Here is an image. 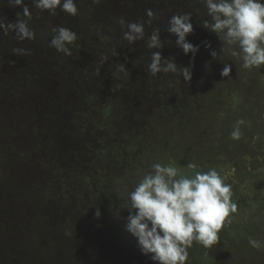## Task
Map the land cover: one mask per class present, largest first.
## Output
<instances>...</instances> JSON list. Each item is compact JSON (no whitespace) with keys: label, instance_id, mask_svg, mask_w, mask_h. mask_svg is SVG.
Here are the masks:
<instances>
[{"label":"rangeland","instance_id":"obj_1","mask_svg":"<svg viewBox=\"0 0 264 264\" xmlns=\"http://www.w3.org/2000/svg\"><path fill=\"white\" fill-rule=\"evenodd\" d=\"M176 1L181 2V14L192 16L194 32L187 39L199 45L195 57L176 46L177 37L166 31L167 26L159 28L163 48L149 49L146 40L157 28L156 17L144 14L149 22L144 40L128 43L121 18H114L109 31L116 44L107 57H99L84 45L87 35L70 24L88 11L93 0H75V17L59 9L49 15L25 0L31 9L27 22L36 33L31 41L18 42L14 32L4 34L0 29V253L40 257L39 264L49 263V258L56 259L53 264H158L139 251L136 239L125 230L127 193L154 162L188 174L184 167L192 162L197 171L215 168L232 185L237 212L220 231L217 245L205 249L193 244L188 264H264V248L257 250L248 243L249 238L264 241V161L251 153L253 147L257 150L254 118L250 122L246 115H236L238 109L228 115L232 90L250 104L251 116L258 115L264 106L262 66L246 70L226 49V64L231 66L221 84L226 93H208L223 70L217 55L211 56L220 39L203 26L211 18L199 0ZM142 15L124 19L141 22ZM0 19L14 23L27 18L22 7L0 0ZM52 25L77 34L69 46L71 56L49 52ZM13 48L29 54L16 55ZM153 51L174 58L180 68L190 67L191 81L179 72L149 75ZM91 53L99 60H90ZM33 92L37 100L42 98L41 106L29 103ZM205 97H211L208 106L202 105ZM237 121H242V137L233 140L230 134ZM105 130L118 135L110 146L102 147L98 132ZM239 148L246 152L236 158ZM101 157L106 170L114 173L98 170ZM31 163L37 166L29 167ZM64 167L71 173L58 176L57 168Z\"/></svg>","mask_w":264,"mask_h":264},{"label":"clouds","instance_id":"obj_2","mask_svg":"<svg viewBox=\"0 0 264 264\" xmlns=\"http://www.w3.org/2000/svg\"><path fill=\"white\" fill-rule=\"evenodd\" d=\"M207 9L211 22L204 21L203 26L216 33L218 38L227 46L232 57L242 61L246 70L264 66V0H199ZM98 4L100 0H93ZM11 7H22L23 15L27 19L16 22H6L0 19V29L4 34L14 32L18 42L34 40L36 33L31 29L27 20L31 19V9L25 0H8ZM33 7L46 11L49 15H56L57 9L73 17L78 14L75 0H32ZM149 17L154 13L146 11ZM191 14L172 15L166 31L174 34L176 46L184 54L193 57L199 51V45L188 41L189 34L194 32ZM123 32V39L133 44L145 39L144 24L128 22L124 18L119 20ZM52 38L49 47L65 55L71 56L70 45L77 39V34L69 28L52 25ZM211 48L209 42H204ZM149 49H162L160 29L154 28L146 40ZM16 55L25 56L29 50L13 48ZM118 55V53H114ZM216 51L211 52L215 58ZM10 64L14 62L10 61ZM121 71H125L124 64H120ZM147 72L151 76L159 73H177L184 80L190 82L192 71L190 67L180 68L174 58H163L160 51L151 53V61L147 65ZM231 66L225 64L221 75L229 77ZM99 74V69H97ZM231 132L233 140L242 137L240 124ZM195 163H188L186 167L190 174L171 164L154 162L151 170L136 183L134 190L127 193L129 215L125 230L137 241L139 251L158 264H188L189 249L198 243L205 249H211L220 240L219 233L225 223H231V217L237 212V204L233 202L232 185L225 183L223 177L215 168L207 171H197ZM96 216H100L99 210ZM249 245L257 250L264 248V241L249 238Z\"/></svg>","mask_w":264,"mask_h":264},{"label":"trees","instance_id":"obj_3","mask_svg":"<svg viewBox=\"0 0 264 264\" xmlns=\"http://www.w3.org/2000/svg\"><path fill=\"white\" fill-rule=\"evenodd\" d=\"M180 4L181 2L176 0H100V3L98 4L93 3L92 6L89 7L86 13L84 14L82 13L79 17H76V19L73 22L71 21L70 24L73 25L74 29L79 28L78 31H82L84 35L85 34L87 35L83 37V42L84 45L85 44L87 45L89 51H93L99 57L105 58L108 55V50L113 45L116 44L114 35H112V33L109 31V28L113 24L114 18L115 19L129 18L132 17L134 14H136V17L142 14L147 15L146 11L151 9L152 12L154 13V16L156 17L155 18L156 24L154 23L153 26L161 28L167 26L168 20L173 14L175 13L181 14L182 9L180 8ZM199 4L200 7L201 6L202 8L205 7L203 3H199ZM170 12H173V14ZM146 20H147L146 16L142 15V21L140 23L144 24V28L149 27V22ZM217 49H218L217 51L218 64H220V66H222L221 68L223 69L228 59L226 56L227 46L223 45V42L220 40L217 43ZM53 51L54 52L56 51L58 55H61L60 54L61 52H58L56 49L50 47L49 52L52 53ZM95 54H93L95 57L89 54L90 55L89 59L95 61H97L96 59L99 60V58H97ZM261 71H263L264 73V66L261 67ZM79 76L85 78L84 77L85 75L83 73H79ZM223 80L224 77L221 75L217 81L212 83L211 89L209 87L210 90L208 89L209 91L208 93H214V94L220 93L218 95H222L223 93L225 94L227 87H222ZM262 86L264 85H261V87ZM252 87L253 84L249 83L248 89L251 90ZM232 91L235 92H231V96H232L230 98L231 104H229L231 105V109L228 115H230V113H232L234 109L235 110L238 109L237 112L235 113L236 115L244 114L246 115V117L251 119L250 122H252V119L254 118L253 119L254 126L252 127L253 128L252 132L254 136L253 144L257 146V150L254 149L253 147L251 153L254 154L258 153L260 158L264 161V106L261 107L259 113H257L258 115L253 117L251 116L252 114L249 109L250 104H246L241 100H239V98L237 97V91L236 90H232ZM200 97L204 98V93ZM207 98L205 97V101L203 100L200 101V102L203 101L202 105L208 106ZM209 99H211V97ZM247 105H249V107ZM253 105L256 106V103H253ZM244 151L245 150H243L242 148H239L237 152H235L234 156L236 157L238 153V156L236 158L241 157ZM246 156L250 158L252 155H249V153H247ZM238 162L241 161L237 160L236 163ZM106 166L107 165L104 162V168H103L104 170H106ZM37 258L33 256H31L30 258L29 257L25 258L24 256H20L17 254L9 255V254L0 253V264H39L40 262L37 260ZM26 259L30 260V262L28 263V261H25ZM52 260L54 261L56 259L49 258L50 262L47 264H53Z\"/></svg>","mask_w":264,"mask_h":264},{"label":"flooded vegetation","instance_id":"obj_4","mask_svg":"<svg viewBox=\"0 0 264 264\" xmlns=\"http://www.w3.org/2000/svg\"><path fill=\"white\" fill-rule=\"evenodd\" d=\"M24 77V76H23ZM40 92V91H39ZM39 92H37V93H39ZM29 94H31V93H29ZM39 95V94H38ZM38 98H37V96H36V92H33V96H31L30 98H29V100H31L29 103H32V104H35V105H40L41 106V97H39V100H37ZM115 135H118L116 132H109V131H107V130H105V132L103 133V132H101V131H99L98 132V136H102V143H103V145H102V147H104L105 145H109L110 146V144H112L113 143V140L115 141V139H114V136ZM111 138H113V140H112V142H111ZM100 139V138H99ZM107 141V142H106ZM118 142V141H117ZM110 143V144H109ZM30 161V160H29ZM101 162V163H100ZM108 162H110V161H108ZM30 163V162H29ZM99 164L97 165V167H98V170L100 171V170H103V171H105V172H108V173H114V172H110V171H107V170H104L103 168H104V157H101V158H99V162H98ZM111 164H112V166H114V168L116 169V171L115 172H117V170H118V168H117V165L116 164H113L112 162H111ZM24 166H25V164H24ZM36 167L37 165H36V163H31L30 165H29V167ZM18 168L19 167H17V170H18ZM21 168H25V167H21ZM57 171H58V176L59 175H62V173H63V176L64 177H66L67 176V174H65L64 172H68V173H71V171H70V169H67V167H64V169H63V171H62V169H59V168H57ZM20 172V171H19ZM66 172V173H67ZM22 174L20 173V175H18L19 177L21 176ZM121 175V174H120ZM15 178H17V176L15 177ZM38 183H40V182H38ZM39 185V184H38ZM34 188H35V185H34ZM37 191L39 192V189H37ZM40 193V192H39Z\"/></svg>","mask_w":264,"mask_h":264}]
</instances>
